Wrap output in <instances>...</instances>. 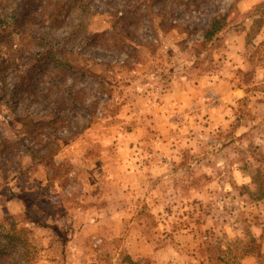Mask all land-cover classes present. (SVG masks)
I'll return each mask as SVG.
<instances>
[{"label":"rangeland","instance_id":"rangeland-1","mask_svg":"<svg viewBox=\"0 0 264 264\" xmlns=\"http://www.w3.org/2000/svg\"><path fill=\"white\" fill-rule=\"evenodd\" d=\"M73 2L0 0L6 264H264V0Z\"/></svg>","mask_w":264,"mask_h":264},{"label":"trees","instance_id":"trees-1","mask_svg":"<svg viewBox=\"0 0 264 264\" xmlns=\"http://www.w3.org/2000/svg\"><path fill=\"white\" fill-rule=\"evenodd\" d=\"M25 2V6L22 7L21 9H30L28 12L24 13V14H28V13H31L32 11L35 10V5L40 1V0H22ZM48 3H47V7L51 4V9L49 10V17H50V20L52 21V24L56 23L55 25H59V23H61V20H60V17L62 14L63 17L65 15L68 14L70 8H72L74 6V0H47ZM80 2V0H78ZM23 2H20L19 3V6H21ZM18 11V9H17ZM36 11V10H35ZM205 37H208V34L206 33V36ZM206 39V38H205ZM14 148V144H12L11 142L5 140L4 138H0V156H1V152L2 150L6 151L7 149H13ZM7 152V151H6ZM7 154L5 153L4 156L2 155V157H6ZM0 247H2L1 243H0ZM6 256V253L4 251V249H0V264H6L7 262L5 261V258L4 257ZM4 258V259H2ZM16 263L17 264V260H14L13 259V263Z\"/></svg>","mask_w":264,"mask_h":264}]
</instances>
